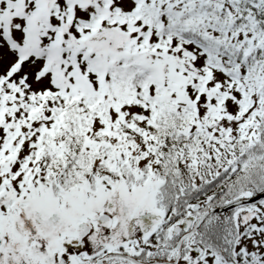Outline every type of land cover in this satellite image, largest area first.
Returning <instances> with one entry per match:
<instances>
[{
  "label": "snow or ice",
  "instance_id": "obj_1",
  "mask_svg": "<svg viewBox=\"0 0 264 264\" xmlns=\"http://www.w3.org/2000/svg\"><path fill=\"white\" fill-rule=\"evenodd\" d=\"M0 264H264V0H0Z\"/></svg>",
  "mask_w": 264,
  "mask_h": 264
}]
</instances>
